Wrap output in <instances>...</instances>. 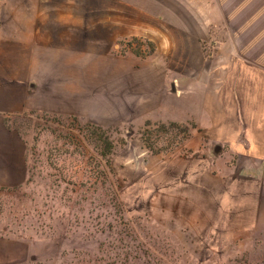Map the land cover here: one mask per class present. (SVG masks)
Masks as SVG:
<instances>
[{
	"label": "rangeland",
	"instance_id": "1",
	"mask_svg": "<svg viewBox=\"0 0 264 264\" xmlns=\"http://www.w3.org/2000/svg\"><path fill=\"white\" fill-rule=\"evenodd\" d=\"M34 1L37 13L50 19L84 12L77 0ZM152 2L160 17H147L126 7L124 0H112L113 7L85 9L86 20H106L92 25L102 37L118 34L116 43L102 50L116 56L122 71L117 80L102 73L106 81L94 95L99 104L32 110L7 119L25 138L28 174L20 186L0 189V234L29 245V259L22 264L264 261V236L222 230L221 193L227 184L212 166L217 153L206 148L195 121L173 119L171 106L173 80L179 74L173 65L184 58L175 55L174 47L186 42L185 33L236 31L237 26L197 23L196 17L205 20V11L214 8L197 7L195 0ZM28 3L0 0V25L12 17H28ZM245 10L251 15L250 8ZM228 12L235 16L232 9ZM131 14L139 22L150 21L138 24L145 34L126 35ZM251 24L250 19L245 30ZM54 27L46 35L58 42ZM62 39L66 36L61 34ZM203 44L212 63L214 44ZM180 74L186 77L182 93H188L190 72Z\"/></svg>",
	"mask_w": 264,
	"mask_h": 264
},
{
	"label": "crops",
	"instance_id": "2",
	"mask_svg": "<svg viewBox=\"0 0 264 264\" xmlns=\"http://www.w3.org/2000/svg\"><path fill=\"white\" fill-rule=\"evenodd\" d=\"M103 1L106 5L101 4ZM111 1L77 0L83 14L50 19L43 12L37 13L36 1L28 0V17H12L0 25V189L20 186L28 174L26 141L8 124L10 115L87 109L90 104H99L94 95L106 81L103 72L117 80L122 71L118 59L102 49L116 43L118 34L102 37L92 25L106 20L89 21L85 15V9L113 7ZM124 2L147 17H160L152 0ZM195 2L200 8H214L205 11V20L196 17L197 23L234 24L237 28H221L218 33L188 32L186 42L174 47L175 55L184 58H176L173 65V71L179 73L173 80V119L195 121L202 129L206 148L213 147L217 153L212 166L227 184L221 193L222 230L264 236V0ZM246 7L251 15H246ZM250 19L251 27L245 30ZM128 23L131 26L126 35L132 36L145 34L138 24L150 21L139 22L131 14ZM53 26L52 35L59 38L55 39L58 42L46 35ZM66 28L71 32H64ZM61 34L66 39L60 41ZM206 40L214 44L212 63L206 58ZM182 71L190 72L188 93H182V81L186 80ZM28 246L0 234V264H22L29 259L25 256L30 253Z\"/></svg>",
	"mask_w": 264,
	"mask_h": 264
},
{
	"label": "trees",
	"instance_id": "3",
	"mask_svg": "<svg viewBox=\"0 0 264 264\" xmlns=\"http://www.w3.org/2000/svg\"><path fill=\"white\" fill-rule=\"evenodd\" d=\"M172 124L174 125V126H176V127H180L181 126V124L180 123H178V122H172ZM144 142H146L147 143V141L144 139ZM109 145H110V143H109Z\"/></svg>",
	"mask_w": 264,
	"mask_h": 264
}]
</instances>
